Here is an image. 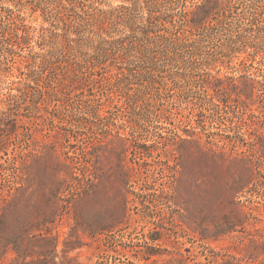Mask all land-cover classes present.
Listing matches in <instances>:
<instances>
[{"label":"rangeland","instance_id":"rangeland-1","mask_svg":"<svg viewBox=\"0 0 264 264\" xmlns=\"http://www.w3.org/2000/svg\"><path fill=\"white\" fill-rule=\"evenodd\" d=\"M20 1L0 0V15L5 19L18 17V29L29 32L33 39L11 55L5 57L0 53V102L6 101L20 86L18 82L24 79L28 69L25 60L49 49L47 43L37 38V33L41 29L46 30L47 36L61 32L51 6L43 4L37 8ZM201 1L181 0L180 4L190 7ZM119 6L130 4L123 0H97L95 4L100 10ZM41 7H48L47 11L43 12ZM241 12L242 7L238 6L237 14L228 17L223 28L215 29L214 42L227 41L230 34L234 35ZM132 14L134 23L139 24L143 13ZM122 29L120 26L113 37L122 35ZM245 51L239 44L216 51L210 66L180 69L179 63H172L170 72L175 75L168 77L172 81L167 94L160 90L149 92L147 80L125 81L121 92L115 95L119 105L131 104L141 93L155 94L121 108L118 115L105 114L104 107L100 117L93 119L96 126L88 130L66 132L33 117L34 127L21 125L11 139L0 143V218L4 216L6 220V234H0V264H28L45 257L53 258V264H178V261L190 264L193 255L203 248L183 224L184 209L195 205V185L230 181L226 171L221 173V169L196 157L192 140H197V136L193 135H200L203 143L211 138L202 131L223 137L231 127L246 131L254 123L264 131V122L260 121L264 117L258 112L252 116L249 111L239 109L231 93L234 87L238 91L246 89L235 80L246 75L255 81V107L264 96V83L258 84L262 82L264 52L251 55L249 59L253 62L239 67V62L247 57ZM204 72L230 79L217 89L188 80ZM221 91L225 94L214 101L223 98L228 113L199 110L204 101L197 97L202 99L205 94ZM63 101L76 109L70 115L81 119L77 112L83 105L81 96L65 97ZM25 115L22 119L28 123L33 113L29 110ZM78 170L86 171L85 177L98 187L88 197L72 195L69 183L64 181L70 180V175ZM57 183L59 194L54 197L52 190ZM244 195L240 200H246L247 206L252 202L260 208L259 214L264 215V176L257 175L250 192ZM87 222L94 223L97 230H106L96 235L87 230L90 224ZM246 231L256 235L251 227ZM11 234L19 243V254L8 240ZM251 239L260 241L258 236L245 238V234L239 233L202 246L228 249L229 255L240 258L234 249L248 248ZM152 247L159 256H148L154 251ZM234 264L247 263L234 261Z\"/></svg>","mask_w":264,"mask_h":264},{"label":"trees","instance_id":"trees-1","mask_svg":"<svg viewBox=\"0 0 264 264\" xmlns=\"http://www.w3.org/2000/svg\"><path fill=\"white\" fill-rule=\"evenodd\" d=\"M123 2L130 6L100 10L95 7L97 0L20 1L21 4L35 5L37 8L43 4L51 6V14L61 24V32L47 36L46 30L41 29L37 33V38L47 43L49 49L25 60L28 69L23 74L24 79L18 82L20 86L14 89L15 93L8 95L6 101L0 102V130L4 134L0 143L11 139L21 125L34 127L33 117L37 121H48L59 130L82 132L96 126L93 119L100 117L104 107L105 114L118 115L121 108L138 103L143 96L149 98L155 94L141 93V96L131 100V104L119 105L117 102L120 101H115V95L121 92L123 83L132 78L141 79V82L147 80L149 92L160 90V93L167 94L170 91L169 82L172 81L168 77L175 75L170 72L172 63H179L177 67L180 69L195 65L210 66L214 62L211 56L216 51L239 44L247 53V57L238 64L241 67L253 62V59H249L251 55L264 52V0H202L190 7L182 6L181 0ZM238 6L242 7V16L236 19L238 27L234 35L230 34L227 41L214 42L215 29L223 28V22L236 13ZM46 8L41 7V10L46 12ZM135 12L143 13L139 24L132 19ZM17 18L5 19L0 15L2 56L11 55L15 49L29 45L33 39L29 32L18 29ZM120 26H123L122 35L114 38ZM248 67L253 68L252 65ZM261 78L260 85L264 83V69ZM229 79L211 76L207 72L188 78L191 82L206 83L216 89L224 86ZM235 80L246 87L239 91L232 88L236 106L249 111L252 116L258 112L264 117V96L255 107V81L246 75ZM224 94L221 91L214 95L205 94L202 99L197 97L204 101V106L199 110L228 113V105L223 98L214 101V98ZM69 96H81L83 105L77 111L82 115L79 117L81 119H74L70 114L76 109L64 104V98ZM29 110L33 115L25 123L22 118L26 117L24 112ZM255 125L257 123L246 131L231 127L223 137L202 131L203 135L211 138L203 143L200 135H193L197 136V140H192L196 145V157L211 167L221 169V173L226 171L230 181H215L210 186L195 185L194 208L186 207L185 216L182 217L185 228L203 248L200 247L201 250L193 255L190 264H234V261L264 264V215L259 214L260 208L252 202L247 206L246 200H240L244 193L250 192L257 175L264 176V131ZM74 141L78 143L79 140ZM73 154L78 155L74 151ZM85 174L86 171L78 170V173L70 175V180H64L69 183L71 194L79 198L88 197L98 188ZM52 191L57 197L59 183ZM262 208L264 210L263 205ZM5 221L4 216L0 218V234H6ZM87 223H90L89 227L86 226L87 230L96 235L106 230H97L94 223ZM250 227L256 231V235L246 231ZM239 233L245 234V238H260V241L251 239L248 248L234 249L240 258L229 255L228 249L214 250L202 246L204 243L216 244ZM8 240L15 253L19 254L20 247L15 235L11 234ZM152 250L148 256H159L157 249L152 247ZM53 260L45 257L28 264H53Z\"/></svg>","mask_w":264,"mask_h":264}]
</instances>
